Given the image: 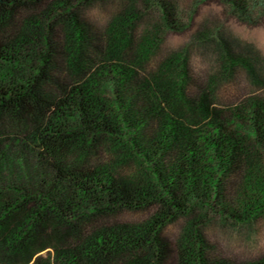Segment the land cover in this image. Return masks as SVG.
<instances>
[{"label": "trees", "instance_id": "trees-1", "mask_svg": "<svg viewBox=\"0 0 264 264\" xmlns=\"http://www.w3.org/2000/svg\"><path fill=\"white\" fill-rule=\"evenodd\" d=\"M88 1L0 0V264H228L211 255L196 211L224 195L219 175L247 159L246 138L226 131L209 94L190 98L165 74L174 59L133 86L153 43L143 39L136 60L122 54L132 7L110 22L101 68L78 14ZM60 68L71 80L49 87ZM110 75L121 90L106 97ZM247 164L244 191L264 197V175ZM126 210L148 215L119 220ZM181 217L173 246L163 231Z\"/></svg>", "mask_w": 264, "mask_h": 264}, {"label": "rangeland", "instance_id": "rangeland-1", "mask_svg": "<svg viewBox=\"0 0 264 264\" xmlns=\"http://www.w3.org/2000/svg\"><path fill=\"white\" fill-rule=\"evenodd\" d=\"M130 7L136 16L132 26L125 30L131 43L122 54L136 60L132 54L139 53L143 39L148 38L153 43L146 58L136 66L133 86L138 88L142 80L163 71L164 63L174 59L176 62L165 74L177 80L183 78L185 94L190 98L205 92L209 94L218 112L217 119L226 131L238 132L246 138L247 159L243 158L219 175L224 195H215V198L212 195V199L196 211L200 219L198 228L207 239L211 255L228 264L264 257V197L244 191L245 172L250 168L247 163L255 164V169L264 175V132L260 127L264 118V0H91L81 3L78 14L94 33L89 51L96 56L101 68L110 62L101 53L103 46L112 41L107 28L115 16ZM58 36L57 27L55 37ZM233 58L237 61H232ZM53 78L49 85L52 88L71 80L63 68L57 70ZM101 82L106 97L121 90L112 75L101 78ZM135 97L138 105L145 103L141 95ZM148 118L147 132L152 133L158 122ZM206 124L200 122L197 130L206 132ZM256 205L259 208H255ZM147 215V212L126 210L117 217L121 221L137 222ZM187 220L181 217L165 227L163 236L173 246ZM174 258L170 256L166 264H174Z\"/></svg>", "mask_w": 264, "mask_h": 264}]
</instances>
